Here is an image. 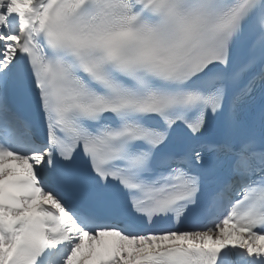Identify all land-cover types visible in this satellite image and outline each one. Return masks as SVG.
Wrapping results in <instances>:
<instances>
[{
    "label": "snow or ice",
    "instance_id": "obj_1",
    "mask_svg": "<svg viewBox=\"0 0 264 264\" xmlns=\"http://www.w3.org/2000/svg\"><path fill=\"white\" fill-rule=\"evenodd\" d=\"M0 264H264V0H0Z\"/></svg>",
    "mask_w": 264,
    "mask_h": 264
}]
</instances>
